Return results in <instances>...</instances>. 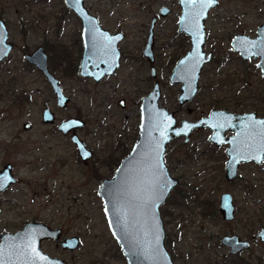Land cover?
<instances>
[{"label": "rangeland", "instance_id": "rangeland-1", "mask_svg": "<svg viewBox=\"0 0 264 264\" xmlns=\"http://www.w3.org/2000/svg\"><path fill=\"white\" fill-rule=\"evenodd\" d=\"M156 1L90 0L89 4L105 27L127 32L126 42L131 47L149 23L147 16L151 7L158 6ZM218 1L205 22L204 50L213 57L201 71L197 95L181 109L176 102L178 86L169 85L168 77L171 61L187 49L182 37L176 36L174 15L160 20L164 23L155 30L160 105L176 110L178 122L207 116L211 108L255 111L264 116V77L258 59H242L230 44L239 34L256 36L264 18V0ZM166 3L178 10L175 0ZM63 7L61 0H0V18L7 23L9 39L15 45L0 65V166L14 163L18 177L16 184L0 195V234L15 233L35 219L53 229L60 227L63 237L79 239V246L72 251H63L53 240H43L42 251L52 257L67 264H126L108 228L97 190L101 179L110 177L122 154L131 149L138 101L154 80L147 79L148 68L138 50L131 55L138 56L137 60L129 58L113 79L97 86L59 69L57 76L70 96L67 108L59 109L44 78L24 72L21 58L23 45L32 50L44 44L52 52L61 42L76 58L74 36L81 26L71 14L60 19ZM25 30L27 37L22 34ZM23 92L29 102L21 100ZM120 98L126 101L125 109L117 104ZM45 107L54 111L58 122L70 117L85 121L77 133L93 152L88 165L80 161L69 137L53 125L41 123ZM25 121L32 125L28 131L21 127ZM208 136L207 131H200L189 145L182 144L181 138L174 140L166 154L170 174L180 180L160 208L166 246L174 264H264V243L250 240L264 227V161L241 163L237 180L226 182L225 148H213ZM224 192L233 196L235 205L234 219L229 222L221 219L217 209ZM202 201H208V206ZM227 234L248 240L249 247L231 255L220 242Z\"/></svg>", "mask_w": 264, "mask_h": 264}, {"label": "water", "instance_id": "water-1", "mask_svg": "<svg viewBox=\"0 0 264 264\" xmlns=\"http://www.w3.org/2000/svg\"><path fill=\"white\" fill-rule=\"evenodd\" d=\"M178 1L181 7L178 31L188 35L191 41L190 49L178 59L169 76L170 85H179L177 101L181 107L196 96L201 71L211 61L212 52L204 50L205 21L209 11L218 5V0L211 4L203 0H197L194 4L189 0ZM63 2L82 24L84 51L78 74L98 81L104 73H113L119 63L116 44L121 35H110L102 29L98 20L84 7V0ZM166 10L162 9V15ZM153 45L152 31L144 55L150 61L151 75L155 82L151 92L141 100L139 140L120 161L113 176L103 179L97 190L108 228L126 264H174L166 246L160 213L161 206L180 182L170 174L164 159L166 147L172 139L182 136L184 142H188L194 129H209L210 142L217 146H229L226 149L227 160L224 167V179L228 182L238 178L241 163L261 164L264 161V116L259 117L255 112L235 114L223 109H211L207 116L196 121L182 120L177 124L175 112L160 105L161 87L156 78ZM12 49L13 43L8 41L7 27L0 20V62ZM231 50L242 59H258L257 67L264 77V20L257 27L255 37L245 34L233 37ZM87 55L91 59L90 65L86 63ZM26 58L45 75L58 106L65 108L70 99L64 95L59 81L50 73L44 49L38 47ZM53 118L49 110H44V123L53 122ZM28 127V124L24 125L25 129ZM83 127V120L71 117L62 121L58 129L63 133L72 132L71 141L76 146L78 157L87 164L92 153L76 133L77 129ZM226 131L232 135L225 138ZM14 182L11 166L8 164L0 170V191ZM163 185L166 187L161 195L159 189ZM217 209L223 221L233 220L235 206L229 192L220 195ZM60 237V228L53 229L41 222H28L15 233L5 232L0 235V260H3V264H67L65 260L52 257L41 249L43 240L60 241ZM252 238L264 242V227ZM221 243L231 254H237L249 246L248 240H242L236 234L224 235ZM60 244L63 250L72 251L79 246V239L76 236L66 237Z\"/></svg>", "mask_w": 264, "mask_h": 264}, {"label": "flooded vegetation", "instance_id": "flooded-vegetation-1", "mask_svg": "<svg viewBox=\"0 0 264 264\" xmlns=\"http://www.w3.org/2000/svg\"><path fill=\"white\" fill-rule=\"evenodd\" d=\"M62 1V3H63V5H64V7H63V10L60 12V19H62L63 18V16H65V15H68V14H71L77 21H79V23H80V30L79 31H77L76 32V36H74V40H75V43L77 44V52L75 53V56H76V58H72L69 54H68V50H67V48H66V46L64 45V44H62V42L61 43H56L55 45H54V49L52 50V52L48 49V46L47 45H44V44H40L39 46H36V47H34L32 50H30L29 48H28V46H27V44L26 45H23V49H22V67H23V69H24V72H26L29 76H31L32 77V75H34V76H36L37 74L38 75H40L41 77H43L44 78V80H45V82L48 84V86L50 87V89H51V92H52V94H53V96H54V99H55V104H56V106L59 108V109H65V108H67V106H68V104L70 103V101L67 103V106L65 107V108H61V107H59L58 106V104H57V100H56V96H55V94H54V92H53V90H52V88H51V86H50V84H49V82L47 81V79H46V77H45V75L35 66V65H33V64H31L28 60H27V58H26V56L27 55H30L35 49H37L38 47H42L43 49H44V51L46 52V54H47V63H48V69H49V71H50V73H52L54 76H55V78L59 81V84H60V86L62 87V90H63V92H64V95L65 96H67L69 99H70V96L69 95H67L66 94V92H65V90H64V87H63V85H62V81H61V78L59 79V77L57 76V74H58V70L60 69V70H62L63 72H65V73H67V75L69 74V75H73V76H77L78 78H82L83 80H90V81H92L96 86L97 85H99V84H102V83H104V82H107L108 80H110V79H113L117 74H118V72L121 70V68H122V66H123V63L125 62V61H128L129 60V58H130V60H137L136 58L138 57V56H136V57H134V55L133 56H131L132 55V52H133V50H138V53H139V57L144 61V63H145V65L147 66V68H148V77H147V79H149V80H151L152 81V75H151V65H150V61L148 60V58L144 55V49H145V46H146V44H147V42H148V40H149V38H150V34L152 33V31H153V37H154V45H153V53H154V46H155V39H156V36H155V30H156V28L158 27V25L159 24H162V23H164L163 21H160V20H163V19H165V18H167L168 16H170V15H174V17H175V21H174V23L175 24H173L174 25V27H175V33H176V36H180V37H182L181 38V40L183 41V45H184V48L185 49H187L186 50V52L190 49V47H191V41H190V37L188 36V35H186V34H184V33H181V32H179L178 31V20H179V17H180V14H181V7H180V5H179V1L178 0H175V2L177 3V6H178V10H176V9H174V6L173 5H171V4H169V3H166L167 2V0H157L156 2H157V4H158V6L156 7V9H153L152 7H151V10L149 11V13H148V16L147 17H149L148 18V20H147V22H149L148 24H147V26L146 27H143V28H141V30H140V32H139V36L138 37H136L134 40H133V44H132V46L131 47H129L128 46V43L126 42V40H127V37H128V35H127V32L126 31H124L123 29H121V28H118V27H115V28H107V27H105L103 24H102V22H101V17L97 14V13H95L94 11H92L91 10V7H90V4H89V2H90V0H84V7L88 10V12L91 14V15H93L97 20H98V23L100 24V26H101V28L102 29H104L105 31H108L109 32V34L110 35H118V34H120L121 35V39H120V41H118L117 42V44H116V47H117V50H118V52H119V63H118V67L115 69V71L113 72V73H110V74H107V73H104V75L101 77V79H99L98 81H95L94 80V78L93 77H86V78H83V77H81L79 74H78V72H79V65H80V61H81V59H82V54H83V51H84V45H83V41H82V37H81V30H82V24H81V21H80V19L77 17V15L71 10V9H69L68 7H66V5L64 4V2H63V0H61ZM106 1V0H105ZM107 1H111V0H107ZM218 3H219V1H218ZM218 6V5H217ZM216 6V7H217ZM215 7V8H216ZM164 8H166L167 10L165 11V14L164 15H162V13H163V11H162V9H164ZM212 9H214V8H212ZM211 9V10H212ZM210 10V11H211ZM210 11H209V13H210ZM208 16H209V14H208ZM0 20H2L4 23H5V25H6V27H7V30H8V41L9 42H12L13 43V41H11L10 39H9V28H8V26H7V23L2 19V18H0ZM153 20H154V22H153ZM263 20H264V18H263ZM206 22V21H205ZM152 25H153V27H152ZM58 28H59V26H58ZM58 28H56V34H58V36L60 35V30L58 29ZM25 29V28H24ZM206 30V29H205ZM22 34L25 36V37H27V30H25V31H23L22 32ZM235 37V36H234ZM231 44V43H230ZM14 43H13V49H14ZM12 49V50H13ZM12 50L10 51V53L8 54V56L4 59V60H2L1 62H0V65L1 64H3L4 62H5V60L9 57V55L11 54V52H12ZM183 51L184 50H182L178 55H177V57L175 58V60H172L171 61V65H172V68L174 67V65L176 64V62L178 61V59L180 58V57H182L184 54H185V52L183 53ZM103 52V51H102ZM88 57H85L86 58V63L88 64V65H90V62H91V59H90V57H89V55H87ZM212 57H213V55H212ZM69 59H71V61L69 60ZM173 59V58H172ZM212 59V58H211ZM51 61V62H50ZM155 62H156V58H155V54H154V65H155ZM64 66V68L62 69V67ZM102 66H104V64H102ZM89 68L91 69L92 67L91 66H89ZM156 68V67H155ZM171 71H172V69H171ZM66 75V76H67ZM169 76H170V74H169ZM156 78H157V80L159 81V79H158V71H157V69H156ZM154 80V79H153ZM154 82H155V80H154ZM154 82H153V84H154ZM159 83H160V81H159ZM168 84H169V77H168ZM3 85V84H2ZM170 85V84H169ZM176 86H178V91H179V85H176ZM160 87H161V83H160ZM200 87V86H199ZM151 90H152V86H151V88H149V90L145 93V94H143L140 98H139V101H138V123H137V125H136V127H135V129H134V134H133V137L131 136V138H130V140H132V146H131V149H132V147H133V145L135 144V142H137L138 140H139V123H140V104H141V100H142V98L143 97H145L146 95H148L150 92H151ZM199 90V89H198ZM198 93V92H197ZM180 94V92L178 93V95ZM161 95H162V91H161ZM178 95H177V97H176V102H177V106H178V109H181L183 106H185L186 104H188V102L187 103H185L183 106H179L178 105V101H177V98H178ZM197 95V94H196ZM21 100L23 101H26V102H29V99L27 98V96H26V94L23 92V93H21ZM194 99V98H193ZM192 99V100H193ZM121 100L123 101L122 103H121ZM190 103V102H189ZM117 104L120 106V108H122V109H125L126 108V106H127V104H126V101L124 100V98H120L118 101H117ZM211 109H217V108H211ZM210 109V110H211ZM221 109H223V108H221ZM44 110H49L52 114H53V116H54V118H53V122H51V123H44L43 122V112H44ZM209 110V111H210ZM223 110H226V109H223ZM172 111H174L175 112V117H176V110H172ZM228 111V110H227ZM229 112H232V111H229ZM250 112H255V111H250ZM209 113V112H208ZM232 113H235V114H238V113H247V112H232ZM256 113V112H255ZM257 114V113H256ZM208 115V114H207ZM258 116V115H257ZM202 117H205V116H202ZM202 117H200V118H202ZM259 117H263V116H259ZM71 118V117H70ZM77 118H79V117H77ZM199 118V119H200ZM68 119V118H67ZM81 119V118H80ZM176 119H177V117H176ZM66 120V119H65ZM81 120H83V119H81ZM198 120V119H197ZM62 121H64V120H62ZM62 121H60V122H58L57 121V119H56V115H55V113H54V111L52 110V109H50L49 107H45V108H43L42 109V111H41V123L42 124H44V125H53L54 127H55V129H56V131L59 133V132H61L63 135H65V136H67V137H69V140H70V142L72 143V145H73V147L76 149V146H75V144L71 141V134H72V132H68V133H63L62 131H60L59 129H58V126H59V124L62 122ZM84 121V120H83ZM182 121V120H181ZM180 121V122H181ZM196 121V120H195ZM180 122H178V119H177V124L179 125L180 124ZM25 124H28L29 125V127L27 128V129H25L24 128V125ZM22 130H24V131H28V130H30L31 128H32V125H31V123L29 122V121H25V122H23L22 123ZM84 127H85V121H84ZM83 127V128H84ZM82 129V128H81ZM78 130H80V129H77L76 130V133H77V131ZM200 131H207L208 133H209V135H210V133H211V131L209 130V129H207V128H200V129H194L193 131H192V134H191V136H190V138H189V140H188V142H184V137H178V138H174V139H172L171 141H170V143L167 145V147H166V150H165V155H164V159L166 158V154L168 153V149H169V147L171 146V142H173L174 140H177V139H182V144H185V145H189L191 142H190V139L195 135V134H197L198 132H200ZM77 135H78V133H77ZM230 135H232V133L231 132H229V131H226L225 132V138H227V137H229ZM79 136V135H78ZM80 138V137H79ZM81 139V138H80ZM208 139H209V136H208ZM82 140V139H81ZM82 141H84V140H82ZM121 141V140H120ZM120 141H119V143H120ZM85 142V141H84ZM86 143V142H85ZM211 145H212V147L213 148H215V149H218V148H220L221 146H224V148H225V150H224V153H225V155L227 156V154H226V149L229 147L228 146V144H221V145H219V146H217V145H215L214 143H212L211 142ZM86 147H87V144H86ZM87 149L89 150V151H91L88 147H87ZM130 149V150H131ZM130 150L128 151V152H125V153H123L122 154V156H121V158H120V160H119V163H120V161L130 152ZM76 152H77V149H76ZM91 153H92V157H91V159L89 160V162L87 163V164H84L82 161H81V159H80V161L84 164V165H88L89 163H90V161L92 160V158H93V152L91 151ZM77 156H78V154H77ZM227 160V159H226ZM226 162V161H225ZM119 163H118V165H119ZM10 165L11 166V173H12V176L14 177V179H15V182L14 183H11L6 189H4L3 191H0V195H2V194H4V193H6V192H8V190L13 186V185H15L16 184V182H17V180H18V177L16 176V174H15V172H14V169H15V165H14V163H11V162H9V161H7V162H4L3 164H1V166H0V170H2L3 168H4V166H6V165ZM165 164H166V161H165ZM118 165H117V167H118ZM166 166H167V164H166ZM116 167V168H117ZM168 167V166H167ZM224 167H225V163H224ZM223 167V168H224ZM116 168H115V170H116ZM168 169H169V167H168ZM115 170H114V172H115ZM114 172H113V174H114ZM169 172L171 173V171H170V169H169ZM224 173H225V170H224ZM113 174L110 176V177H112L113 176ZM110 177H104V178H102L101 179V181L103 180V179H105V178H110ZM223 179H224V174H223ZM225 180V179H224ZM237 180V179H236ZM100 181V182H101ZM180 181V180H179ZM226 181V180H225ZM226 182H228V181H226ZM234 182V181H233ZM100 184V183H99ZM179 186V185H178ZM178 188V187H177ZM176 188V189H177ZM175 190V189H174ZM173 190V191H174ZM172 191V192H173ZM169 197V196H168ZM220 197V196H219ZM233 197V196H232ZM219 202V201H218ZM233 203H234V200H233ZM235 206V205H234ZM218 208V207H217ZM234 212H235V210H234ZM220 215V214H219ZM221 217V216H220ZM222 219V218H221ZM234 219V218H233ZM28 222H39V221H37V220H35V219H33L32 221H28ZM28 222H25L24 223V225L26 224V223H28ZM225 222H229V221H225ZM41 223H43V222H41ZM23 225V226H24ZM23 228V227H22ZM21 228V229H22ZM56 228H60V227H56ZM61 229V228H60ZM3 233H5V232H3ZM2 234V233H1ZM0 234V235H1ZM256 234V233H255ZM227 235H231V234H227ZM254 235V234H253ZM252 235V236H253ZM224 236V235H223ZM222 236V237H223ZM252 236L250 237V240H255V239H253L252 238ZM221 237V238H222ZM66 237H63V235H62V229H61V237H60V241L62 240V239H65ZM221 238H220V242H221ZM242 240H245V239H242ZM259 240V239H258ZM60 241H55V242H57L58 244H59V246H60V248H61V244H60ZM260 241V240H259ZM264 243V242H263ZM222 244V243H221ZM249 245H250V242H249ZM249 247V246H248ZM62 249V248H61ZM63 250V249H62ZM244 250V249H243ZM63 251H66V250H63ZM228 252H229V249H228ZM242 252V251H241ZM241 252H239V253H241ZM230 253V252H229ZM239 253H237V254H231V255H233V256H236V255H238Z\"/></svg>", "mask_w": 264, "mask_h": 264}, {"label": "snow or ice", "instance_id": "snow-or-ice-1", "mask_svg": "<svg viewBox=\"0 0 264 264\" xmlns=\"http://www.w3.org/2000/svg\"><path fill=\"white\" fill-rule=\"evenodd\" d=\"M189 2L194 4V3L197 2V0H189ZM203 2L211 4V3H214L215 0H203ZM262 123H264V122H262ZM164 187H166V185L161 186L160 189H159L161 195L163 194ZM0 264H3V260H0Z\"/></svg>", "mask_w": 264, "mask_h": 264}, {"label": "trees", "instance_id": "trees-1", "mask_svg": "<svg viewBox=\"0 0 264 264\" xmlns=\"http://www.w3.org/2000/svg\"><path fill=\"white\" fill-rule=\"evenodd\" d=\"M183 196H185V195H183ZM201 204H202V205H205V206H208V201H206V202H203V201H202ZM206 204H207V205H206ZM207 213H208V214H209V213H212V211H209V212H207ZM234 264H241V263H240L239 261H236V263H234Z\"/></svg>", "mask_w": 264, "mask_h": 264}]
</instances>
